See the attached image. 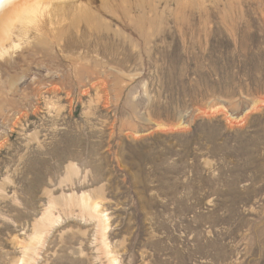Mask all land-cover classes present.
I'll return each instance as SVG.
<instances>
[{"label": "rangeland", "instance_id": "1", "mask_svg": "<svg viewBox=\"0 0 264 264\" xmlns=\"http://www.w3.org/2000/svg\"><path fill=\"white\" fill-rule=\"evenodd\" d=\"M67 4L0 57V264H264V0Z\"/></svg>", "mask_w": 264, "mask_h": 264}, {"label": "bare ground", "instance_id": "2", "mask_svg": "<svg viewBox=\"0 0 264 264\" xmlns=\"http://www.w3.org/2000/svg\"><path fill=\"white\" fill-rule=\"evenodd\" d=\"M67 1L70 0H0V57L19 45L14 42L16 22L20 23L17 35H26L31 29L41 31L55 19L64 17L65 7H70L66 5ZM78 8L82 9L80 5ZM38 235L35 236L37 239Z\"/></svg>", "mask_w": 264, "mask_h": 264}]
</instances>
